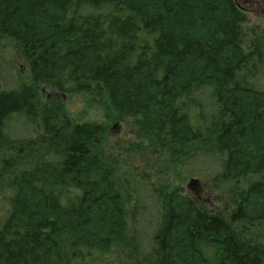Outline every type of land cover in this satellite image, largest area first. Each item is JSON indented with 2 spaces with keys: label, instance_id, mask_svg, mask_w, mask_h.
<instances>
[{
  "label": "trees",
  "instance_id": "obj_1",
  "mask_svg": "<svg viewBox=\"0 0 264 264\" xmlns=\"http://www.w3.org/2000/svg\"><path fill=\"white\" fill-rule=\"evenodd\" d=\"M0 47L30 74L0 61V264H264V36L237 0H0ZM75 92L214 204L132 164L119 183Z\"/></svg>",
  "mask_w": 264,
  "mask_h": 264
},
{
  "label": "rangeland",
  "instance_id": "obj_2",
  "mask_svg": "<svg viewBox=\"0 0 264 264\" xmlns=\"http://www.w3.org/2000/svg\"><path fill=\"white\" fill-rule=\"evenodd\" d=\"M239 6L248 13L250 25L264 36V0H237ZM0 61H13L21 70L22 77L26 82L30 81L29 68L21 55H17L8 48L0 47ZM44 98L49 90L42 89ZM66 110L73 123H98L105 128L98 152L106 159L110 160L117 170L116 179L119 183L123 180V167L132 164L140 170H146L153 177L157 184L168 183L172 187H178L183 192L201 199L210 204H214L212 196L208 191V186L200 177L191 176L187 173H180L170 162L166 151L157 146L145 134H141L131 121L116 122L110 118L101 106L93 103L89 95L85 93H72L64 97ZM60 149H62V145ZM57 145L38 143L32 146L25 145L27 157L19 161L9 173L19 172L27 165L42 160L45 153L55 151ZM4 178L7 176L1 175ZM196 181L190 186L191 181ZM124 191V195L126 196ZM130 201V200H129ZM129 204V203H128ZM258 230L264 232V225Z\"/></svg>",
  "mask_w": 264,
  "mask_h": 264
},
{
  "label": "water",
  "instance_id": "obj_3",
  "mask_svg": "<svg viewBox=\"0 0 264 264\" xmlns=\"http://www.w3.org/2000/svg\"><path fill=\"white\" fill-rule=\"evenodd\" d=\"M195 182H196V181H194V180H193V181H191V183H192V184H190V186H191V185H193V183H195Z\"/></svg>",
  "mask_w": 264,
  "mask_h": 264
}]
</instances>
